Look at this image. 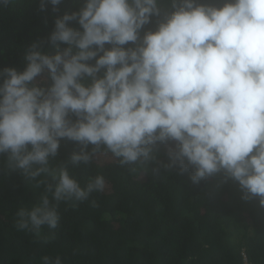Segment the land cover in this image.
Instances as JSON below:
<instances>
[{"label": "clouds", "instance_id": "obj_1", "mask_svg": "<svg viewBox=\"0 0 264 264\" xmlns=\"http://www.w3.org/2000/svg\"><path fill=\"white\" fill-rule=\"evenodd\" d=\"M12 3L0 0V9ZM62 3L40 0V11L50 4L59 12ZM162 12L157 29L141 38ZM49 39L55 55L32 45L23 72L0 70V155L45 186L37 203L17 212L19 230L39 238L42 226L57 228L61 202H84L106 187L102 175L82 188L68 163L51 166L62 139L81 146L73 166L90 164L103 150L120 166L145 170L159 145L174 142L165 170L183 174L191 167L193 183L222 172L239 183L243 200L258 198L264 208V0H224L220 7L84 0L79 11L56 18ZM46 70L52 83L42 87L37 78ZM42 264L62 260L45 256Z\"/></svg>", "mask_w": 264, "mask_h": 264}, {"label": "trees", "instance_id": "obj_2", "mask_svg": "<svg viewBox=\"0 0 264 264\" xmlns=\"http://www.w3.org/2000/svg\"><path fill=\"white\" fill-rule=\"evenodd\" d=\"M200 2L220 7L224 0ZM83 5L84 0H63L59 12H53L50 4L40 11V0H14L0 9V70L23 72L32 45L55 55L57 45L49 38L56 18ZM163 18L164 12L153 17L141 38L155 31ZM69 26L83 31L77 22ZM37 79L42 87L52 83L47 70ZM82 83L88 86L92 80L86 77ZM60 145L51 166L68 163L82 188L90 178L102 175L104 191L93 192L84 202H61L57 228L42 226L37 238L33 231L17 228V212L37 203L45 186L36 187L35 181L9 167L7 154L0 155V264H42L45 256L52 260L59 256L62 264H264V208L259 199L243 200L239 183L222 172L193 183L191 167L183 174L165 170L162 165L170 163L167 153L174 142L159 145L156 160L146 170L120 166L103 150L90 164L73 166L71 156L81 146L67 139ZM40 179L53 183L51 177Z\"/></svg>", "mask_w": 264, "mask_h": 264}]
</instances>
